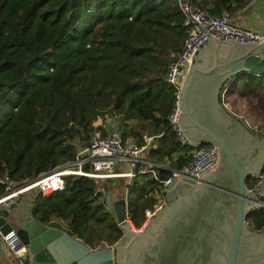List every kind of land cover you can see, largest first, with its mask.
Returning a JSON list of instances; mask_svg holds the SVG:
<instances>
[{"label": "trees", "instance_id": "obj_1", "mask_svg": "<svg viewBox=\"0 0 264 264\" xmlns=\"http://www.w3.org/2000/svg\"><path fill=\"white\" fill-rule=\"evenodd\" d=\"M248 1L193 0L211 15L234 13ZM183 20L176 0H0V176L19 186L73 162L100 125L96 119L107 116L121 120L124 139L141 143L143 133L153 136L144 155L165 164L154 167L160 179L180 168L195 146L181 143L169 126L176 88L165 75L187 36ZM233 82L242 92H259L264 102V72H242ZM258 182L247 178L249 187ZM124 185L136 226L167 195L149 171ZM99 188L85 175L66 176L64 187L49 194L34 187L29 215L58 219L93 247L112 244L123 230L102 202L105 187ZM8 191L0 182V196ZM246 221L264 226V206Z\"/></svg>", "mask_w": 264, "mask_h": 264}, {"label": "water", "instance_id": "obj_2", "mask_svg": "<svg viewBox=\"0 0 264 264\" xmlns=\"http://www.w3.org/2000/svg\"><path fill=\"white\" fill-rule=\"evenodd\" d=\"M242 72H264V38L207 35L188 55L179 72L176 129L192 146L214 144L216 161L174 178L140 228L127 218L125 195L114 197L111 190L102 202L123 234L95 247L58 219L21 220L0 206V264H264V226L246 221L264 198L260 182L247 185L264 169V134L222 102V91ZM9 233L18 252L4 247Z\"/></svg>", "mask_w": 264, "mask_h": 264}, {"label": "built area", "instance_id": "obj_3", "mask_svg": "<svg viewBox=\"0 0 264 264\" xmlns=\"http://www.w3.org/2000/svg\"><path fill=\"white\" fill-rule=\"evenodd\" d=\"M254 1L256 0H249L247 3ZM176 2L184 15L183 23L186 26L187 36L183 48L180 51L171 53V60L165 75L166 80L176 88L167 120L177 139L183 144H190L176 129V117L179 114L181 104L179 72L185 66L188 55L193 50L199 49L204 42V37L207 35H232L259 39L264 38V33L253 27L235 23L234 13L228 10H223L219 15H211L193 0H176ZM226 88L223 92H225ZM222 102L229 109L227 102L223 100ZM229 110L231 111V109ZM97 124L100 125L91 133L89 143L77 148L78 155L73 162L56 166L52 170L43 172L19 186L9 181L6 175L0 176V182L6 183L9 187V191L0 196V206L10 209L18 194L34 187L38 188L43 194L62 189L65 177L70 175H85L93 178L96 191H98L100 189L98 180L101 178L121 176L127 177V181L130 182L137 173L149 171L165 188L174 178L185 177L188 174L199 172L216 161L213 156L214 144L195 146L189 151L190 158L180 168H169L170 174L160 179L154 167H166L165 164L153 162L144 155L149 146H154L152 135L143 133L142 142L139 143L131 137L126 139L122 137L116 118H106L97 122ZM119 163L128 164V168L123 171L118 170L116 166ZM86 165H89V168H86ZM255 178L264 179V169ZM257 206H264V199H261ZM127 218H129L128 212ZM10 233L3 236L5 245L10 251L18 252L15 249L17 238L14 234L10 235Z\"/></svg>", "mask_w": 264, "mask_h": 264}, {"label": "rangeland", "instance_id": "obj_4", "mask_svg": "<svg viewBox=\"0 0 264 264\" xmlns=\"http://www.w3.org/2000/svg\"><path fill=\"white\" fill-rule=\"evenodd\" d=\"M223 91H222V100L227 102L229 109H231V111L244 118V120L252 129L261 133L264 132V102L262 95L259 92H254V93L242 92L236 87L233 81L230 82V84L227 86L225 92ZM106 118L109 119L111 117L107 116ZM99 121H101L100 117L96 119V122ZM120 121L121 120L118 118L117 123L120 124ZM106 180H111V182H116L117 183L116 189L123 190L125 188L124 183L125 180H127V177L119 176V177L101 178L98 180L99 186L103 187L102 181L105 182ZM30 191L31 190H28L21 194H18V196L15 198L13 202L14 205H19L20 210H22L23 212L29 211L31 199H32V194H30ZM163 202L164 200L162 198L160 202H157L154 210L147 209L145 212V217L139 226L134 225V223L130 218H128V220L132 223V225L136 229L140 228L146 222L150 214H152L153 211L157 210L163 204Z\"/></svg>", "mask_w": 264, "mask_h": 264}, {"label": "crops", "instance_id": "obj_5", "mask_svg": "<svg viewBox=\"0 0 264 264\" xmlns=\"http://www.w3.org/2000/svg\"><path fill=\"white\" fill-rule=\"evenodd\" d=\"M234 22L241 25H246L255 28L259 32L264 33V0H256L252 3H247L245 7L234 12ZM146 152V151H145ZM182 152H175L174 157L178 156ZM118 170H126L128 168V164L119 163L117 166ZM260 186L264 189V179H260ZM103 188L105 190H111L114 197H120L124 195L123 190H117L116 182H111V180L102 181ZM166 197L163 198L165 200ZM13 212L16 213L18 219L26 220L30 217L29 211L23 212L20 210L19 205H12L10 208ZM80 238V237H79ZM81 239V238H80ZM105 241V240H102ZM107 242V241H105ZM4 245V244H3ZM91 246V245H90ZM6 247V246H4ZM93 247V246H92ZM7 249V248H5ZM2 255L0 254V262L2 261Z\"/></svg>", "mask_w": 264, "mask_h": 264}, {"label": "flooded vegetation", "instance_id": "obj_6", "mask_svg": "<svg viewBox=\"0 0 264 264\" xmlns=\"http://www.w3.org/2000/svg\"><path fill=\"white\" fill-rule=\"evenodd\" d=\"M259 181H260V179H259ZM259 183V182H258Z\"/></svg>", "mask_w": 264, "mask_h": 264}]
</instances>
